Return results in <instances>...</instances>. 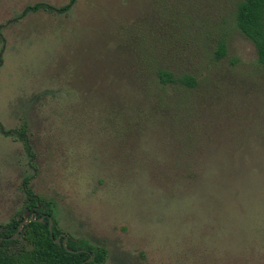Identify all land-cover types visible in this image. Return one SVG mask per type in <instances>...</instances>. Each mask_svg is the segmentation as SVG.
I'll return each instance as SVG.
<instances>
[{
  "label": "rangeland",
  "instance_id": "rangeland-1",
  "mask_svg": "<svg viewBox=\"0 0 264 264\" xmlns=\"http://www.w3.org/2000/svg\"><path fill=\"white\" fill-rule=\"evenodd\" d=\"M37 2L68 0H0V124L30 145L0 132V224L23 214L27 180L103 264H264V72L229 0H76L13 20ZM213 25L219 59L217 34L199 35ZM148 57L199 84L160 88Z\"/></svg>",
  "mask_w": 264,
  "mask_h": 264
},
{
  "label": "trees",
  "instance_id": "trees-1",
  "mask_svg": "<svg viewBox=\"0 0 264 264\" xmlns=\"http://www.w3.org/2000/svg\"><path fill=\"white\" fill-rule=\"evenodd\" d=\"M76 0H68L66 4L59 7L46 3L37 2L32 5L25 6L21 13L13 18L19 19L28 12L43 10L47 12L67 13ZM229 15L231 28L239 30L247 39L251 41L256 50L255 70L257 73L264 72V0H229ZM175 23H180V18L175 17ZM224 22V21H223ZM217 26V25H216ZM213 29L206 27L199 32L206 35L207 38L211 34L216 36V49L214 57L219 59L226 54V39L228 30L223 25ZM212 28V27H210ZM0 39H4L0 32ZM1 53V51H0ZM150 56V52H147ZM160 57V56H159ZM148 57L147 66L151 74L155 77L160 88L173 87L182 93L192 92L199 84L196 76L187 72H174L168 68L165 63L157 62L153 64ZM234 62V61H233ZM2 57L0 54V65ZM250 74V73H249ZM183 102V101H182ZM0 132L5 136L16 135L23 142L26 150L30 149L28 139L22 131L15 129H4L0 124ZM27 180H24V191L26 193V204L33 205L36 200L41 204L42 200L39 196L26 187ZM42 209L47 212L53 220L52 237L50 235L48 218L43 215V222L30 221L25 224L20 236L16 239L8 240L5 237L15 233L20 217H12L8 222L1 224L0 230V264H103L106 249L103 246H89L88 244L75 243L69 236L66 246L54 242V238L58 236L61 230L58 228L57 222L48 204H43ZM25 210V209H24ZM42 211V210H41ZM39 217V216H38ZM63 237H60L62 241ZM92 255V259H87Z\"/></svg>",
  "mask_w": 264,
  "mask_h": 264
},
{
  "label": "water",
  "instance_id": "water-1",
  "mask_svg": "<svg viewBox=\"0 0 264 264\" xmlns=\"http://www.w3.org/2000/svg\"><path fill=\"white\" fill-rule=\"evenodd\" d=\"M38 213L37 211H34L32 213H30V210H26L24 213H23V217L22 219L18 222V225H17V229L15 231L14 234H12L11 236H8V237H5L6 239L8 240H11V239H16L20 236V231L22 229V227L29 223L30 221H38V222H43V215L37 217ZM48 218V224H49V230H50V235L51 237L53 236L52 235V224H53V220L50 216H47ZM2 229V226L0 224V230ZM63 237L62 241L60 240V237ZM67 239L68 237L64 234V233H61L59 234L58 236H56L54 238V242L57 243V244H62L64 246H66V242H67ZM92 259V255L89 256V258L87 259V261L89 262L90 260Z\"/></svg>",
  "mask_w": 264,
  "mask_h": 264
},
{
  "label": "flooded vegetation",
  "instance_id": "flooded-vegetation-1",
  "mask_svg": "<svg viewBox=\"0 0 264 264\" xmlns=\"http://www.w3.org/2000/svg\"><path fill=\"white\" fill-rule=\"evenodd\" d=\"M24 212L26 211V210H30V213H32V212H34V211H37V213H38V215H37V217L38 216H41V215H46V216H49V214L47 213V212H44V210L42 209V204L39 202V200H36V203L35 204H33V205H29L28 206V204H25V206H24ZM42 210V211H41ZM23 212V213H24ZM21 216V219H22V217H23V214L22 215H20ZM19 216V217H20ZM51 217V216H50ZM20 219V220H21ZM19 220V221H20ZM62 232H60V234H61Z\"/></svg>",
  "mask_w": 264,
  "mask_h": 264
}]
</instances>
